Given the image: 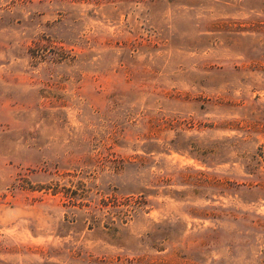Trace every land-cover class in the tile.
<instances>
[{"label":"rangeland","instance_id":"obj_1","mask_svg":"<svg viewBox=\"0 0 264 264\" xmlns=\"http://www.w3.org/2000/svg\"><path fill=\"white\" fill-rule=\"evenodd\" d=\"M0 264H264V0H0Z\"/></svg>","mask_w":264,"mask_h":264}]
</instances>
